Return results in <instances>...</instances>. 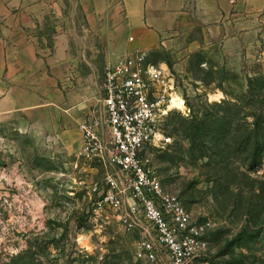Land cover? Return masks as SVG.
Wrapping results in <instances>:
<instances>
[{
	"label": "rangeland",
	"instance_id": "1",
	"mask_svg": "<svg viewBox=\"0 0 264 264\" xmlns=\"http://www.w3.org/2000/svg\"><path fill=\"white\" fill-rule=\"evenodd\" d=\"M65 19L49 17L39 32L73 91L71 122L58 116L57 130L26 134L0 155V264H148L135 248L140 231L127 233L112 212L96 214L87 187L102 181L105 167L81 156L75 138L89 117L103 115L108 68L98 36L86 34L82 15L66 0ZM67 25V26H66ZM69 31L68 49L57 44ZM242 64L221 60L202 66L192 56L175 66L162 51L154 65L177 80L187 109L167 117V141L152 147V163L164 189L199 221L210 220L209 250L192 264H264V38ZM217 67V68H215ZM191 128V132H187Z\"/></svg>",
	"mask_w": 264,
	"mask_h": 264
},
{
	"label": "crops",
	"instance_id": "2",
	"mask_svg": "<svg viewBox=\"0 0 264 264\" xmlns=\"http://www.w3.org/2000/svg\"><path fill=\"white\" fill-rule=\"evenodd\" d=\"M82 15L86 34L98 36L105 65L132 55L162 51L175 66L200 56L204 67L221 60L242 64L264 38V0H70ZM66 0H0V155L26 134L57 130L58 116L71 122L73 91L59 86L72 60L57 61L39 32L49 17L65 19ZM67 26V25H66ZM57 51L65 54L69 31L62 30ZM150 62V61H149ZM153 64V63H152ZM212 65V64H211ZM217 68V67H215ZM75 138L81 131L61 130Z\"/></svg>",
	"mask_w": 264,
	"mask_h": 264
},
{
	"label": "built area",
	"instance_id": "3",
	"mask_svg": "<svg viewBox=\"0 0 264 264\" xmlns=\"http://www.w3.org/2000/svg\"><path fill=\"white\" fill-rule=\"evenodd\" d=\"M177 95L171 72L146 54L132 55L106 72L103 115L80 125L81 156L106 169L102 181L87 187L92 209L115 213L127 233L139 230L135 256L148 264H192L207 254V235L214 229L164 189L152 163L150 150L167 141V117L179 110L172 108Z\"/></svg>",
	"mask_w": 264,
	"mask_h": 264
},
{
	"label": "bare ground",
	"instance_id": "4",
	"mask_svg": "<svg viewBox=\"0 0 264 264\" xmlns=\"http://www.w3.org/2000/svg\"><path fill=\"white\" fill-rule=\"evenodd\" d=\"M172 108H178L179 110L186 109L185 103L179 95L174 97L172 102Z\"/></svg>",
	"mask_w": 264,
	"mask_h": 264
},
{
	"label": "trees",
	"instance_id": "5",
	"mask_svg": "<svg viewBox=\"0 0 264 264\" xmlns=\"http://www.w3.org/2000/svg\"><path fill=\"white\" fill-rule=\"evenodd\" d=\"M188 133L191 132V128H187L186 130ZM264 154V142L260 138V157Z\"/></svg>",
	"mask_w": 264,
	"mask_h": 264
}]
</instances>
